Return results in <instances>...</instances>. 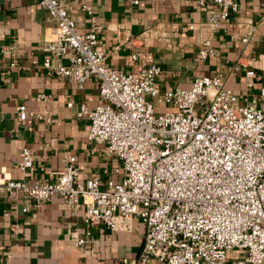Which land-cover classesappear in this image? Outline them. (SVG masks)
Here are the masks:
<instances>
[{
  "label": "built area",
  "instance_id": "obj_1",
  "mask_svg": "<svg viewBox=\"0 0 264 264\" xmlns=\"http://www.w3.org/2000/svg\"><path fill=\"white\" fill-rule=\"evenodd\" d=\"M70 1L39 0L54 20L52 37L40 46L42 65L55 75L73 76L79 87L97 77L99 101L92 107L81 103L76 114L89 120L88 139L102 144L106 156L120 159L123 176L108 179L104 187L98 175L82 180L75 155H68L54 179L30 182L0 169V194L21 199L23 211L53 195L74 213L83 204L85 229L71 237L77 246L90 242L94 226L116 231L139 217L145 225L143 243L137 256L123 258L125 264H264V85L241 99L221 73H200L189 87L160 90L155 79L163 69L157 63L135 69L106 64V52L96 46L102 25L79 30ZM196 1L216 5L201 22L206 34L195 58L205 59L218 53L215 33L238 1ZM80 6L92 12L86 2ZM237 24L245 29L241 40L246 41L254 26L244 20ZM137 57L134 51L127 63ZM246 74L252 86L257 74L252 68ZM35 98L49 99L45 91ZM16 114L18 121L53 120L46 104L35 110L18 103ZM16 166L32 172L29 146L21 148ZM234 249L239 252L232 254Z\"/></svg>",
  "mask_w": 264,
  "mask_h": 264
},
{
  "label": "crops",
  "instance_id": "obj_2",
  "mask_svg": "<svg viewBox=\"0 0 264 264\" xmlns=\"http://www.w3.org/2000/svg\"><path fill=\"white\" fill-rule=\"evenodd\" d=\"M237 1V10L215 33L218 53L205 59L195 54L206 34L201 22L216 6L212 2L71 0L68 9L79 30L102 25L96 46L106 52V64L135 69L157 63L163 69L155 79L160 90L189 87L196 74L221 73L224 84L244 99L264 85V0ZM81 2L91 5L92 12L82 9ZM239 20L254 26L246 41L241 40L245 29ZM188 23L194 27L188 28ZM53 24L39 0H0V169L30 182L54 179L65 157L75 155L82 180L98 175L104 187L108 179L123 176L121 161L106 156L102 144L88 139L89 120L76 114L81 103L92 107L99 101V82L91 76L79 87L73 76L55 75L42 65L45 53L40 46L52 37ZM134 51L138 57L128 64ZM13 59L16 66L9 65ZM248 68L257 74L252 86L247 85ZM39 91L48 94L46 103L36 100ZM18 103L35 110L46 104L53 120L18 121ZM23 146L33 151L30 173L16 166ZM21 207V199L11 201L0 194V264H125L123 258L137 256L143 243L145 225L139 217H133L126 229L94 226L90 242L77 246L71 237L85 229L83 204L74 213L53 195L27 211Z\"/></svg>",
  "mask_w": 264,
  "mask_h": 264
},
{
  "label": "rangeland",
  "instance_id": "obj_3",
  "mask_svg": "<svg viewBox=\"0 0 264 264\" xmlns=\"http://www.w3.org/2000/svg\"><path fill=\"white\" fill-rule=\"evenodd\" d=\"M145 96H146L148 99H151L155 104H159V103H157V102L155 101V98L152 97V96H150L149 94H146ZM166 106H167V108H170V104H168V105H166ZM238 252H239L238 249H234L231 253L234 254V253H238Z\"/></svg>",
  "mask_w": 264,
  "mask_h": 264
},
{
  "label": "water",
  "instance_id": "obj_4",
  "mask_svg": "<svg viewBox=\"0 0 264 264\" xmlns=\"http://www.w3.org/2000/svg\"><path fill=\"white\" fill-rule=\"evenodd\" d=\"M108 59H105V61L107 62Z\"/></svg>",
  "mask_w": 264,
  "mask_h": 264
}]
</instances>
